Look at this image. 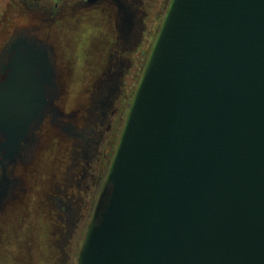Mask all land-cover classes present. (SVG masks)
I'll return each mask as SVG.
<instances>
[{
    "label": "water",
    "instance_id": "obj_1",
    "mask_svg": "<svg viewBox=\"0 0 264 264\" xmlns=\"http://www.w3.org/2000/svg\"><path fill=\"white\" fill-rule=\"evenodd\" d=\"M8 69L18 146L52 70L36 45ZM77 264H264V0L169 1Z\"/></svg>",
    "mask_w": 264,
    "mask_h": 264
},
{
    "label": "flooded vegetation",
    "instance_id": "obj_2",
    "mask_svg": "<svg viewBox=\"0 0 264 264\" xmlns=\"http://www.w3.org/2000/svg\"><path fill=\"white\" fill-rule=\"evenodd\" d=\"M13 4L15 13L28 19L31 25L24 36L12 39L0 49V83L7 79L8 66L17 51L26 52V46L36 45L46 54L52 70V85L46 86L47 103L18 146L5 145L9 139L0 132V253L17 242L27 249L31 258H34L33 249L41 250V254L49 252L50 256L63 251L68 258L72 245L69 239L78 236L80 225L89 217V212L92 217L117 145L118 125L130 105L128 94L121 112L112 106L114 100L122 95L125 97L129 90L126 79L133 62L126 57V52L133 53L135 64L142 67L146 59L145 47L152 33H148L146 25L148 11L156 6L157 0H13ZM88 19H95L109 28L111 34H118L115 36L118 49L110 56L106 46L102 55L105 58H94L95 61L106 59L104 61L109 63L94 70L93 77L101 84L90 112L93 117L94 112H100L93 119L101 124V130L108 123L105 131L93 128L86 132L77 128L82 108L86 107L83 103L89 73L78 79L71 61L76 60L72 57V48L68 44L62 47L57 41L61 32L72 31L74 26ZM41 34L45 36L42 40ZM70 86L71 95L66 91ZM116 116L119 120L114 127ZM105 135L109 145L102 156L97 149ZM70 143L72 166L66 189L56 187L55 194H50L46 192V172L42 169L45 171L54 157L58 162L62 147ZM66 190H82L83 195L81 198L74 194L66 197ZM54 211L59 224L56 228L50 223ZM48 236L52 237L50 241ZM54 259V256L52 260L49 256L44 258L47 264H56ZM61 264H67V260Z\"/></svg>",
    "mask_w": 264,
    "mask_h": 264
},
{
    "label": "rangeland",
    "instance_id": "obj_3",
    "mask_svg": "<svg viewBox=\"0 0 264 264\" xmlns=\"http://www.w3.org/2000/svg\"><path fill=\"white\" fill-rule=\"evenodd\" d=\"M170 0H157L156 6L149 10L150 16L146 20V25L148 26V33L150 31L152 32L151 35H149V44L145 47L146 49V59L142 67H140L137 63L135 64L134 60L135 57L133 53L126 52V57L129 58L131 62H133V67L130 72V74L127 76V87L129 88L127 94L125 93L122 95L119 99L114 100L112 106L115 108L118 107L120 112L122 111V103L127 98V95L129 94L130 100L132 99V96L134 94V91L136 89L137 83L139 81V78L143 72L144 65L146 63L148 54L150 52V49L152 47V44L154 42V39L157 35V32L160 28L163 16L166 12L167 6L169 4ZM160 15V16H159ZM155 16H159L156 21L154 20ZM30 22L28 19L24 17H19L15 13V7L13 4V0H0V49H2L9 41H11L14 38L24 36L27 32L26 29L30 27ZM64 31L61 32L58 36V40L61 43V46L64 47V44H68L72 48V57L76 60L70 59L72 63L74 64L75 68V75L78 79L82 77V75L85 73H89V76L87 78L88 81L85 88L84 93V105L86 107L82 108V114L79 116L81 117V121H79L77 128L82 129L83 131L89 132L95 128L97 131H105L106 127L108 126V123H105L104 127L101 130V124L97 121H95L93 118L100 115V112H94V117L92 116V113H90L93 109V100L95 94H97V87L101 84V81L99 79H96L93 77V74L95 71L100 69L101 65L109 64L106 59H100L97 58V61L94 60L95 57H103V48L108 46L109 49V55L111 56L113 54V51L118 49V46L115 45L116 39L115 36L118 34L112 33L109 30V28H104V25L99 23L95 19H88V21H85L84 24H78L73 27L72 31H66L64 34ZM151 36V38H150ZM41 40L45 38L44 34H42L39 37ZM111 41V44L109 45ZM110 56L108 60H110ZM107 67L103 71L106 70ZM95 70V71H94ZM83 80V79H82ZM67 92L72 94L73 90L71 86L66 90ZM70 101V100H69ZM67 101V105L68 102ZM127 110L123 116L125 119ZM120 117V115H118ZM119 117L114 118V127H117V121L119 120ZM121 121L118 125V130H122V126L124 123ZM119 135L116 136L117 139H119ZM104 142L99 145V148L97 149L100 154L105 155L109 142L106 138V135L104 136ZM74 142V141H73ZM65 145V144H64ZM71 145L67 144L62 147V152L59 155V161L55 162L54 158H52L47 165L46 170L44 171V168L42 169L45 173V184H46V192H49L50 194H55V188L60 187L61 189H66L67 186V180L69 176V169L72 166V160L71 156L73 154V149H71ZM70 147V149H69ZM73 147V146H72ZM72 152V153H71ZM52 157V156H51ZM61 161V162H60ZM39 163V162H38ZM37 166V165H36ZM65 191V190H64ZM82 190L75 191L74 190H66V197L72 196L73 194L75 197H80L83 195ZM47 196V195H46ZM65 197V196H64ZM84 197V196H83ZM43 201V200H41ZM56 212L51 213L50 217V223L51 227L54 226L59 227L58 219L54 215ZM89 217L81 223L79 231H78V238L74 239L73 237L69 239V241H72L71 245V252L68 255H65L63 251H57L58 254L53 255L49 252H45L41 254V250L39 252V249L32 250V255L35 258H31L30 253L27 251V249L21 248L22 245L18 244L17 242L13 243L8 248H5L2 253H0V264H47V262L44 260V258H47L48 256L55 257L56 264H61L64 259L67 260V264H77V257L81 249V245L85 236L86 228L90 222L91 219V212L88 213ZM29 222H32L30 220ZM49 241L52 239L51 236H48ZM28 252V254H27ZM58 258V259H57Z\"/></svg>",
    "mask_w": 264,
    "mask_h": 264
}]
</instances>
